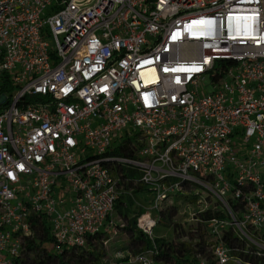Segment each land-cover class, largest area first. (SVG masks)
<instances>
[{"label":"built area","instance_id":"2783aa9c","mask_svg":"<svg viewBox=\"0 0 264 264\" xmlns=\"http://www.w3.org/2000/svg\"><path fill=\"white\" fill-rule=\"evenodd\" d=\"M123 165L178 180L137 220L150 239L185 182L230 214L213 234L264 228V0H0V264H29L42 224L57 251L109 228Z\"/></svg>","mask_w":264,"mask_h":264},{"label":"trees","instance_id":"16d2710c","mask_svg":"<svg viewBox=\"0 0 264 264\" xmlns=\"http://www.w3.org/2000/svg\"><path fill=\"white\" fill-rule=\"evenodd\" d=\"M117 157H132L133 151L128 145L119 146L112 152ZM120 178V195L116 201L115 213L120 224H113L108 228L111 233H99L92 237L88 244L82 248L48 251L43 245L51 244L52 238L48 227L42 224L37 229V237L28 242L29 264H129L130 257L139 254H150L157 262L162 264H215L214 249L222 244L230 250L231 259L228 264H264V228L260 230L247 229L245 234L237 228L229 226L217 236L212 233L209 224L216 221H229L230 214L223 205L202 185L198 183H181L180 190L166 194L153 217L157 224H163L168 231H176L178 226L172 222L176 202L184 203L189 208L203 209L196 212V226L187 233L186 241L174 242L155 235L147 237L137 226L138 218L153 204L156 192L154 187L177 184L178 180H162L150 188L141 181L140 173L130 170L127 166L117 167ZM170 202V206L164 207ZM228 206L233 215L239 217L243 211L242 205L235 199H228ZM112 220H114L112 218ZM180 228V227H179ZM155 229V228H154ZM123 238V239H122ZM126 252L124 260H114L113 257ZM116 261V262H115Z\"/></svg>","mask_w":264,"mask_h":264},{"label":"rangeland","instance_id":"374dc122","mask_svg":"<svg viewBox=\"0 0 264 264\" xmlns=\"http://www.w3.org/2000/svg\"><path fill=\"white\" fill-rule=\"evenodd\" d=\"M215 89H216V85L215 84L213 85L209 80L202 82L199 87L200 94H210ZM172 204L176 206V212L174 214L172 222L178 226L177 227L178 228L177 230H179L178 233L176 231H172V228L168 231V229L163 224H157V226L154 229V233L155 235L163 237L165 239H173L174 242H178V241L184 242L187 240L185 236L187 233L182 234L181 228L184 232H188V230L194 228L196 226V220L194 218L196 215V212L203 209V207L189 208L187 205H185L182 202L181 203L176 202V197H174ZM170 205H171L170 202H167L165 203L164 207L166 208ZM152 214L156 216L154 212H152ZM113 219H114L113 224H118V225L120 224V221L118 220L116 213L113 215ZM102 232L110 234L111 229H108V227H105V229H103ZM43 246L48 251L50 252L53 251L52 244L46 243ZM126 257H127V253L121 252V253L116 254L113 257V259L120 261V260L126 259Z\"/></svg>","mask_w":264,"mask_h":264},{"label":"crops","instance_id":"0c3cea01","mask_svg":"<svg viewBox=\"0 0 264 264\" xmlns=\"http://www.w3.org/2000/svg\"><path fill=\"white\" fill-rule=\"evenodd\" d=\"M105 229V228H104ZM103 233V232H102Z\"/></svg>","mask_w":264,"mask_h":264},{"label":"snow or ice","instance_id":"6c2138e0","mask_svg":"<svg viewBox=\"0 0 264 264\" xmlns=\"http://www.w3.org/2000/svg\"><path fill=\"white\" fill-rule=\"evenodd\" d=\"M198 70V69H197Z\"/></svg>","mask_w":264,"mask_h":264}]
</instances>
